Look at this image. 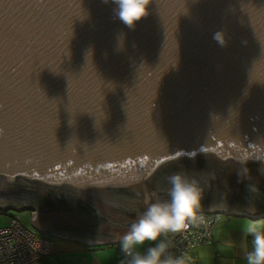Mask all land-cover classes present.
Here are the masks:
<instances>
[{
    "label": "water",
    "instance_id": "obj_1",
    "mask_svg": "<svg viewBox=\"0 0 264 264\" xmlns=\"http://www.w3.org/2000/svg\"><path fill=\"white\" fill-rule=\"evenodd\" d=\"M114 8L0 0V209L121 243L180 172L199 211L264 218V0Z\"/></svg>",
    "mask_w": 264,
    "mask_h": 264
},
{
    "label": "clouds",
    "instance_id": "obj_2",
    "mask_svg": "<svg viewBox=\"0 0 264 264\" xmlns=\"http://www.w3.org/2000/svg\"><path fill=\"white\" fill-rule=\"evenodd\" d=\"M151 0H114L115 15L129 27L147 15ZM169 199L150 203L143 213L130 225V230L122 236L120 246L131 253L130 264H184L182 258L162 259L167 243L159 240L163 233H178L189 227L199 215L202 189L198 182L180 172L168 176ZM244 231L252 236V246L246 255V264H264V228L252 223L245 225ZM147 241H156L145 252L139 251Z\"/></svg>",
    "mask_w": 264,
    "mask_h": 264
},
{
    "label": "crops",
    "instance_id": "obj_3",
    "mask_svg": "<svg viewBox=\"0 0 264 264\" xmlns=\"http://www.w3.org/2000/svg\"><path fill=\"white\" fill-rule=\"evenodd\" d=\"M261 219L263 218L254 219L226 212L212 230V242L192 249L184 264H246L252 236L244 228L252 223L264 228V222H256ZM84 242L79 239L59 238L53 242L50 254L38 264H126L122 261L120 243ZM155 243L147 241L139 246V251L144 252L147 246ZM162 259L167 257L163 256Z\"/></svg>",
    "mask_w": 264,
    "mask_h": 264
},
{
    "label": "built area",
    "instance_id": "obj_4",
    "mask_svg": "<svg viewBox=\"0 0 264 264\" xmlns=\"http://www.w3.org/2000/svg\"><path fill=\"white\" fill-rule=\"evenodd\" d=\"M201 214L204 217L202 221L194 220L181 232L161 234L159 240L168 245L164 256L185 261L192 249L212 242V230L226 212L199 211L198 216ZM33 219L32 213L31 221ZM55 240L56 236L30 229L17 216H10L8 224L0 227V264H38L50 254ZM131 255L122 250V261L130 264Z\"/></svg>",
    "mask_w": 264,
    "mask_h": 264
},
{
    "label": "rangeland",
    "instance_id": "obj_5",
    "mask_svg": "<svg viewBox=\"0 0 264 264\" xmlns=\"http://www.w3.org/2000/svg\"><path fill=\"white\" fill-rule=\"evenodd\" d=\"M31 215L32 212L30 210L15 212L12 210L0 209V227L6 226L8 224L10 216H17L23 224L28 226L30 229H33L31 224ZM256 222H264V218L261 220H256Z\"/></svg>",
    "mask_w": 264,
    "mask_h": 264
},
{
    "label": "trees",
    "instance_id": "obj_6",
    "mask_svg": "<svg viewBox=\"0 0 264 264\" xmlns=\"http://www.w3.org/2000/svg\"><path fill=\"white\" fill-rule=\"evenodd\" d=\"M249 249H251V246H250V248Z\"/></svg>",
    "mask_w": 264,
    "mask_h": 264
}]
</instances>
